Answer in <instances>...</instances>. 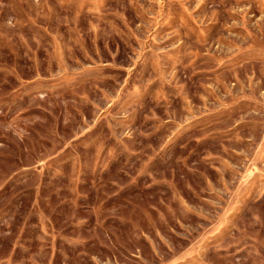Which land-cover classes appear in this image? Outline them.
I'll return each instance as SVG.
<instances>
[{
	"label": "rangeland",
	"instance_id": "obj_1",
	"mask_svg": "<svg viewBox=\"0 0 264 264\" xmlns=\"http://www.w3.org/2000/svg\"><path fill=\"white\" fill-rule=\"evenodd\" d=\"M0 264H264V0H0Z\"/></svg>",
	"mask_w": 264,
	"mask_h": 264
}]
</instances>
